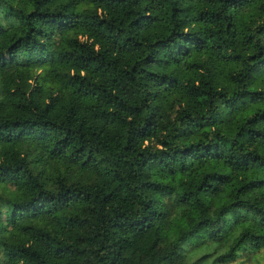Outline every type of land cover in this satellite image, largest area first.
<instances>
[{"label":"trees","instance_id":"trees-1","mask_svg":"<svg viewBox=\"0 0 264 264\" xmlns=\"http://www.w3.org/2000/svg\"><path fill=\"white\" fill-rule=\"evenodd\" d=\"M0 264H211L264 244V0H0Z\"/></svg>","mask_w":264,"mask_h":264},{"label":"rangeland","instance_id":"rangeland-1","mask_svg":"<svg viewBox=\"0 0 264 264\" xmlns=\"http://www.w3.org/2000/svg\"><path fill=\"white\" fill-rule=\"evenodd\" d=\"M2 184H0V193L2 191ZM236 231H232L221 240H216L207 244V247L199 245L197 247L190 248L187 254L189 261H193L195 258L196 264H211L214 257L227 249L231 236ZM221 264H264V244L258 248H246L240 251V255L232 261Z\"/></svg>","mask_w":264,"mask_h":264}]
</instances>
